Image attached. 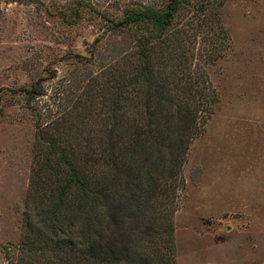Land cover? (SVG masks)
<instances>
[{"label":"rangeland","instance_id":"1","mask_svg":"<svg viewBox=\"0 0 264 264\" xmlns=\"http://www.w3.org/2000/svg\"><path fill=\"white\" fill-rule=\"evenodd\" d=\"M186 1L157 28L137 17L170 0H0V264H21L32 187L49 175L42 136L96 171L86 146L112 125L117 84L141 74L148 49L195 136L158 198L173 240L136 232L134 246L154 264L161 253L175 264H264V0ZM34 88L41 95L25 92ZM131 91L119 112L127 126L142 122L144 97Z\"/></svg>","mask_w":264,"mask_h":264},{"label":"trees","instance_id":"2","mask_svg":"<svg viewBox=\"0 0 264 264\" xmlns=\"http://www.w3.org/2000/svg\"><path fill=\"white\" fill-rule=\"evenodd\" d=\"M185 2L170 0L166 11H148V17L141 14L137 20L162 28L171 23ZM152 52L148 49V62L139 76L117 84L108 117L112 125L98 144L86 146L90 162L98 166L96 171L78 169V149L70 154L60 149L55 138H48V132L42 136L50 149L42 172L49 175L41 177V170L36 173L44 182L40 192L32 187L28 209L36 216L26 215L21 264H154V259L134 246L135 233L148 236L152 242L167 236L173 240V224H163L157 211L158 198L166 187L164 179L180 175L185 161L181 158H185L195 135L188 121L182 122L181 114L174 116L172 98L167 85L157 78ZM131 88L132 95L139 98L142 93L144 97L137 99L140 107L135 110L142 122L127 126L119 112L124 94ZM39 91L25 92L34 97L41 95ZM174 133L181 139L174 141ZM156 213L161 218L158 223L150 221ZM160 256L161 264H175L172 255Z\"/></svg>","mask_w":264,"mask_h":264}]
</instances>
